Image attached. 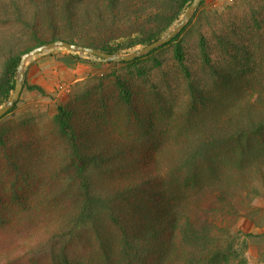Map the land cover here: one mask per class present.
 <instances>
[{"label": "trees", "instance_id": "obj_1", "mask_svg": "<svg viewBox=\"0 0 264 264\" xmlns=\"http://www.w3.org/2000/svg\"><path fill=\"white\" fill-rule=\"evenodd\" d=\"M191 1L156 0L157 15L154 19L148 18L144 24L168 28L171 26V22H167L171 21L168 13H177L178 7L181 9ZM120 4L125 11L131 12L125 0H111L109 8L118 14ZM100 8L98 2L93 6L85 0H0V32L11 26L28 28L39 44L61 39L118 55L121 47L96 44L91 35L96 23H100L99 26L107 23ZM134 10L130 17L139 18L138 10ZM118 17L120 15H114L111 19ZM111 19L109 23L113 22ZM219 21L223 20L220 18ZM253 21L261 30L264 20ZM250 26L248 22L242 24L243 34H234L233 31L236 38L217 34L212 29L216 44L207 43L201 35L200 56H196L193 64L192 60L189 65L180 64L177 73L163 70L159 79L143 76L139 71L136 78L128 75L126 81L119 79L113 95L97 96L104 108L106 103L114 102L137 118L139 112L146 113L149 128L143 119L140 121L138 118L143 131L145 128L149 131L154 129L153 118L167 123L181 114L177 118L182 125L180 133L183 138L173 145L166 146L161 141L148 151L143 148L136 150L124 140H115L114 135L112 138L103 127L91 125L90 118L86 122L88 125L70 127L72 148L69 166L79 180L80 194L68 210L66 229L60 227L52 231L49 228V238L42 240L40 250L49 249L55 237L73 235L84 226L97 223L94 229L99 232L98 224L111 219L121 231L120 258L125 264L215 262L224 240L230 239L233 232L230 227L217 229L215 222L202 216L200 202H193L190 207L172 202L165 208H159L135 196L139 192L145 194L147 184L160 185L168 176L186 175L189 180L196 179L199 168L203 167L217 189L212 194L219 192L214 196L215 206H210L213 214L239 217L244 205L242 203L238 207L236 201L242 198L250 203L254 198H264V55L250 45ZM45 27L51 31L48 38H45ZM178 35L165 46L176 41ZM0 37L2 57L10 42L3 37V32ZM160 37L159 34L138 36L132 47L149 45ZM232 51L236 53L231 54ZM20 58L5 60L6 73L0 79V97L13 92ZM139 80H142L141 84ZM149 110L151 113L148 115ZM0 147L6 148L2 140ZM17 159L23 160L18 156ZM6 160L15 172L14 181L28 172L24 164L19 165L13 158ZM224 162L227 167L225 164L223 169L221 165ZM64 165L61 166L63 171ZM117 178L118 182L115 181ZM206 191L203 197L207 199ZM244 191L246 194L242 196ZM147 193L151 195V192ZM178 232L181 234L180 248L174 242ZM99 235L101 237L102 233ZM102 248L103 262L109 264L112 256L105 243ZM178 251L181 253L175 257ZM16 252L17 249L11 250L2 259L14 264L25 254L34 256L37 250L31 248L23 254ZM50 253L53 264H81L72 262L64 250L58 257L53 256L52 251Z\"/></svg>", "mask_w": 264, "mask_h": 264}, {"label": "rangeland", "instance_id": "obj_2", "mask_svg": "<svg viewBox=\"0 0 264 264\" xmlns=\"http://www.w3.org/2000/svg\"><path fill=\"white\" fill-rule=\"evenodd\" d=\"M85 1L93 6L98 2L101 5L99 11L107 20L101 26L95 20L96 26L91 34L95 43L121 47L122 51L118 55H127L148 46L132 47L133 40L138 36L159 34L160 39L165 37L180 22L192 2L181 9L178 7L177 13H168L171 21L167 22H171V26L166 28L164 25L156 27L144 24L148 18L154 19L157 15L159 8L157 4L154 5L156 0H125V5L131 12L125 11L120 4L118 14L109 8L111 0ZM134 9L138 10L139 18L130 17L134 14ZM114 15L120 17L111 19ZM220 18L223 21H219ZM109 19L113 22L109 23ZM253 20H264V0H202L176 41L140 57L137 61L127 62V65L107 62L65 48H56L31 59L26 67L20 100L0 120V141L6 147H0V264H8L6 258L2 259L7 252L17 249L16 254H23L31 248L37 250L34 256L25 254L24 258L14 264H53L50 251L53 256L58 257L63 250L72 262L104 264L103 243L112 256L109 264H125L120 258L121 231L111 219L103 220L102 225L98 224L101 228L99 232L94 229L97 223L84 226L73 235L55 237L50 242L49 249L40 250L42 240L49 238L48 231H55L60 227L66 229L68 210L80 194L79 180L69 166L72 148L69 128L88 125L86 122L90 118L91 125L97 126L96 128L103 127L111 137L115 136V140H124L136 150L143 148L148 151L152 145L160 144L161 141L166 146L173 145L179 138H183L180 133L182 125L177 118L181 114L167 123H160L157 118H153L154 129L149 131L145 128L143 131L138 118L140 121L143 119L149 128L146 113L139 112L137 118L114 102L106 103L104 108L98 102L97 96L113 95L119 79L126 81L129 79L128 75L136 78L139 71L143 76L159 79L163 70L177 73L180 64L189 65L191 60L193 64L196 56H200L201 35L207 43L216 44L212 29L217 34L236 38L232 32L243 34L241 26L248 22L250 29L252 28L248 36L250 45L263 56L264 24L258 30ZM2 32L10 44L0 57V79L6 73V59L22 56L27 50L41 45L28 28L11 26L0 34ZM44 34L48 38L51 31H47L45 27ZM16 77L17 71L15 80ZM138 82L141 84L142 80ZM12 93H4L0 97V109L6 105ZM82 97L83 100H80ZM150 113L149 110L148 115ZM167 124L168 127L165 126ZM17 156L23 158L22 162ZM7 158H13L28 169L17 182L16 179L14 181L15 172ZM225 164L227 167L226 162L221 165L223 169ZM62 165L64 171L63 168L61 170ZM199 169L196 179L189 180L186 175L168 176L160 185L147 184L145 194L139 192L135 198L159 208H165L172 202L184 207L200 202L202 216L215 222L217 229L230 227L233 232L230 239L224 240L222 251L213 264H264V198H254L250 203L242 198L236 201L238 207L242 203L244 205L240 209L239 217L213 214V207L210 206H215L214 196L219 195V192L212 194L217 189L212 184L211 176L203 171V167ZM115 181L118 182V178ZM204 191L209 198L203 197ZM245 194V191L242 192V196ZM174 242L178 248L181 247L180 232ZM180 253L178 251L175 257H179Z\"/></svg>", "mask_w": 264, "mask_h": 264}, {"label": "water", "instance_id": "obj_3", "mask_svg": "<svg viewBox=\"0 0 264 264\" xmlns=\"http://www.w3.org/2000/svg\"><path fill=\"white\" fill-rule=\"evenodd\" d=\"M201 2L202 0H192L191 4L189 5L186 13L184 14L180 22L165 37L149 44L148 46L140 50H137L127 55L110 54L94 47H89L61 39L41 44L32 49L27 50L22 54L20 58V62L17 68V77L15 80L14 91L6 105L0 109V120L6 117L15 107L17 102L20 100L21 94L24 89L26 67L31 59L56 48H65L75 53H83L95 56L107 62H131L170 43L186 27V25L189 23V21L197 11Z\"/></svg>", "mask_w": 264, "mask_h": 264}]
</instances>
